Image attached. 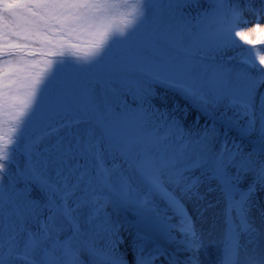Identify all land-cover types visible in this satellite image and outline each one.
I'll return each instance as SVG.
<instances>
[{
    "label": "snow or ice",
    "instance_id": "1",
    "mask_svg": "<svg viewBox=\"0 0 264 264\" xmlns=\"http://www.w3.org/2000/svg\"><path fill=\"white\" fill-rule=\"evenodd\" d=\"M250 33L264 0H0V264H129L127 208L132 264H264Z\"/></svg>",
    "mask_w": 264,
    "mask_h": 264
},
{
    "label": "trees",
    "instance_id": "2",
    "mask_svg": "<svg viewBox=\"0 0 264 264\" xmlns=\"http://www.w3.org/2000/svg\"><path fill=\"white\" fill-rule=\"evenodd\" d=\"M154 91L156 93V96L152 99V103L158 108L168 109L170 114H174L175 116L179 117L185 128L192 127L195 124L196 118L198 116L200 117L201 125L204 124L207 120V117L203 116L200 112L197 111V109L192 107L191 104H189L186 100H184L181 96L177 95L176 93L170 90H166L164 87L159 85L155 86ZM177 104L179 105L180 109H187L186 117L184 116V113L182 111H176L175 113H172L173 106ZM33 194L38 195V193L35 192ZM108 210L111 211V208H109ZM115 215L123 217L127 223L128 220L122 213H118ZM118 224L121 226L120 235L122 237H126L128 234L129 225H123L120 222H118Z\"/></svg>",
    "mask_w": 264,
    "mask_h": 264
},
{
    "label": "rangeland",
    "instance_id": "3",
    "mask_svg": "<svg viewBox=\"0 0 264 264\" xmlns=\"http://www.w3.org/2000/svg\"><path fill=\"white\" fill-rule=\"evenodd\" d=\"M247 18L250 19V20L254 19V17H252L251 15H249ZM248 38L251 39V40H253L255 42V46L256 47H261L262 45L259 44V41H260L261 38H264V33H250L249 36H248ZM245 47H250V46L245 45ZM247 184H248V180H246L244 182V184L242 185V187H246ZM20 187H23V185H20ZM257 196L259 197L260 206L261 207H264V202L263 203L261 202V200L264 199V192H258L257 193ZM191 207L192 206L190 205V208L189 209H191ZM119 213L124 214V209H122ZM115 217L118 219V222L122 223L123 225H127V224L129 225L128 234H127L126 237H123L125 242H124V244H122V245L119 246V249L121 250V252H127V253L130 254L129 264H132L133 256H132V251H131V241L133 240V238L135 236V233L137 231V222L133 223L128 218H126L128 220L127 223H126V221L124 220L123 217H120L119 215H116ZM113 219H114V216H113ZM117 219H114V220L117 221ZM168 247H171V246H168ZM163 261L164 260L161 259L160 261L157 262V264H166V261H164V262Z\"/></svg>",
    "mask_w": 264,
    "mask_h": 264
},
{
    "label": "water",
    "instance_id": "4",
    "mask_svg": "<svg viewBox=\"0 0 264 264\" xmlns=\"http://www.w3.org/2000/svg\"><path fill=\"white\" fill-rule=\"evenodd\" d=\"M127 214H128V216H129L131 219H133V220L136 219V217H135V215H134V213H133L132 211H127Z\"/></svg>",
    "mask_w": 264,
    "mask_h": 264
}]
</instances>
